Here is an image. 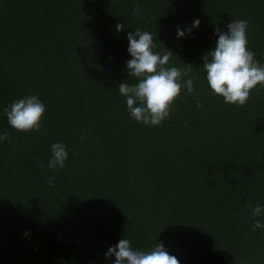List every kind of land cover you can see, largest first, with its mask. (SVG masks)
Masks as SVG:
<instances>
[{"label": "trees", "instance_id": "16d2710c", "mask_svg": "<svg viewBox=\"0 0 264 264\" xmlns=\"http://www.w3.org/2000/svg\"><path fill=\"white\" fill-rule=\"evenodd\" d=\"M232 19L248 21L264 63V0H0V264H110L121 238L162 243L179 264H264L251 216L264 205V87L226 104L201 65ZM136 28L197 77L158 126L131 120L118 93L135 82L125 61ZM32 94L46 106L40 130L9 127L3 108ZM55 142L63 169L47 167Z\"/></svg>", "mask_w": 264, "mask_h": 264}, {"label": "clouds", "instance_id": "9594fccd", "mask_svg": "<svg viewBox=\"0 0 264 264\" xmlns=\"http://www.w3.org/2000/svg\"><path fill=\"white\" fill-rule=\"evenodd\" d=\"M199 24L197 18L190 27H177L176 38H185ZM247 27L246 19H232L225 25L226 31L214 29V46L202 56L201 65L208 90L213 96L221 97L226 104L243 105L250 90L257 86L264 87V63L254 59V52L247 47ZM121 28L119 23L115 25L117 32ZM126 40V51L130 59L125 61V70L128 77L135 78V82H126L127 79L121 81L117 85L118 93L124 99L131 120L146 126H158L169 118L171 106L181 88L187 94L194 93L193 81L197 77L189 75L187 70L168 66L172 52L154 51L156 45L149 31L133 29L127 32ZM195 103L197 108L201 107L198 99ZM45 110V104L37 95L32 94L14 99L3 108V115L7 125L17 131H37L41 128ZM7 139L6 133H0V143ZM83 139L84 136H81ZM49 151L47 167L52 170L63 169L68 158L66 146L62 142H55L49 146ZM36 163L43 167L42 161ZM47 183L52 186L54 178L49 177ZM251 216L252 227L264 229V205L256 203L252 206ZM24 235H28V232L25 231ZM104 257L110 259V264H179L178 259L169 254L162 243L155 242L142 249L133 247L127 238H121L115 245H110Z\"/></svg>", "mask_w": 264, "mask_h": 264}]
</instances>
